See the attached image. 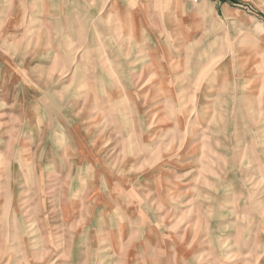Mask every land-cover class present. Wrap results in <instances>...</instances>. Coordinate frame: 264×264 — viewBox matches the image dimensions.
<instances>
[{
  "label": "rangeland",
  "instance_id": "374dc122",
  "mask_svg": "<svg viewBox=\"0 0 264 264\" xmlns=\"http://www.w3.org/2000/svg\"><path fill=\"white\" fill-rule=\"evenodd\" d=\"M69 1L0 0V264H264V0Z\"/></svg>",
  "mask_w": 264,
  "mask_h": 264
},
{
  "label": "crops",
  "instance_id": "0c3cea01",
  "mask_svg": "<svg viewBox=\"0 0 264 264\" xmlns=\"http://www.w3.org/2000/svg\"><path fill=\"white\" fill-rule=\"evenodd\" d=\"M65 3H66V0H64ZM65 3L62 1V0H39V8H44L45 11L46 9H48V13L49 14H52L51 12V9H53L54 7L56 8V10L58 9V6L57 5H62V6H65ZM68 4H72V11L76 8V9H79L81 8V6H85V9L88 13H95L97 12V14H99L104 6L106 5V0H89L87 2H81V0H77L75 2V0H71L69 2H67ZM65 10H67V8L63 7ZM62 8V11L64 12ZM101 8V9H100ZM46 12V13H47ZM52 35L54 34L52 31H48L47 28H39V36L40 37H43V36H46V35ZM74 34H79L78 32L77 33H74ZM73 33H71V35H74ZM101 35L102 33L99 32L98 30H96L94 32V35ZM135 35H137V33H135ZM41 40H39L40 42Z\"/></svg>",
  "mask_w": 264,
  "mask_h": 264
}]
</instances>
